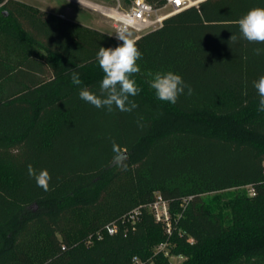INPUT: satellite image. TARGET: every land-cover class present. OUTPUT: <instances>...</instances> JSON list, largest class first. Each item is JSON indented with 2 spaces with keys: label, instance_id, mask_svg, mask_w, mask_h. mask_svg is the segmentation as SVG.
Masks as SVG:
<instances>
[{
  "label": "trees",
  "instance_id": "1",
  "mask_svg": "<svg viewBox=\"0 0 264 264\" xmlns=\"http://www.w3.org/2000/svg\"><path fill=\"white\" fill-rule=\"evenodd\" d=\"M255 7L264 0H203L138 37V107L108 112L79 91L100 95L99 48L122 42L0 0V167L13 178L0 182V264H132L166 241L177 264H264V112L253 86L264 44L238 27ZM167 71L185 85L175 104L149 86ZM28 165L47 170L48 191ZM156 194L170 205V236L147 208ZM136 207L131 228L122 217Z\"/></svg>",
  "mask_w": 264,
  "mask_h": 264
},
{
  "label": "clouds",
  "instance_id": "2",
  "mask_svg": "<svg viewBox=\"0 0 264 264\" xmlns=\"http://www.w3.org/2000/svg\"><path fill=\"white\" fill-rule=\"evenodd\" d=\"M80 5L83 0H79ZM240 35L250 43L264 44V8L255 7L250 9L238 20ZM116 38L122 43L115 48L100 47L96 59L103 77L100 82V95H96L87 88H81L79 97L81 100L93 105L96 108H105L108 112L113 106L121 112H131L138 105L129 100V97L139 94L141 89L132 78L140 71L137 61L142 54L137 47L136 39L132 38L127 26H120L116 30ZM237 36L232 34L230 41L235 42ZM257 54L260 49L255 50ZM71 82L74 85H81L82 81L78 73L71 74ZM149 86L155 91L159 101L175 104L184 92V81L179 74L172 71L157 72L150 80ZM254 88L259 96L260 112H264V75L254 81ZM191 89L189 88V94ZM28 173L34 177L37 186L44 191L49 190L50 174L47 170H40L39 173L28 165Z\"/></svg>",
  "mask_w": 264,
  "mask_h": 264
},
{
  "label": "built area",
  "instance_id": "3",
  "mask_svg": "<svg viewBox=\"0 0 264 264\" xmlns=\"http://www.w3.org/2000/svg\"><path fill=\"white\" fill-rule=\"evenodd\" d=\"M201 0H166L165 5L160 9H154L150 4L144 0H131L126 8L121 11L117 10H100V12L112 22L113 37L116 38V30L120 26H127L129 31L134 34L132 38L137 39L150 29H155L160 26L161 22L184 9L192 6H197ZM162 9H166L164 14H160ZM117 39V38H116ZM255 195L252 188H249V196ZM186 205V200H183ZM149 212L152 214L154 220L160 223L168 236L171 235V215L170 205L168 201L164 200L159 194H156L151 204L147 206ZM141 214V207H136L122 217L123 222H128L133 228L134 224L139 221ZM107 235H114L118 226L115 221L106 224L103 228ZM190 244L193 243L192 239H189ZM163 255L170 257L169 243L163 242L155 247L153 256L147 260H141L137 257H133L132 264H155L154 257L157 255Z\"/></svg>",
  "mask_w": 264,
  "mask_h": 264
},
{
  "label": "rangeland",
  "instance_id": "4",
  "mask_svg": "<svg viewBox=\"0 0 264 264\" xmlns=\"http://www.w3.org/2000/svg\"><path fill=\"white\" fill-rule=\"evenodd\" d=\"M24 3L32 8L49 12L55 17L67 19L80 25L98 30L113 37L112 22L107 19L100 10H117L121 11L129 4L128 0H83L80 5L79 0H16ZM203 1V0H202ZM166 9H162L159 13L164 14ZM153 30V29H150ZM148 30V31H150ZM147 31V32H148ZM132 37L134 34H132ZM13 178L8 171L0 167V182H10ZM217 195V194H212ZM228 207V205H227ZM153 241H159L161 234L157 231L150 233ZM171 264H177L183 261L181 256L169 257Z\"/></svg>",
  "mask_w": 264,
  "mask_h": 264
},
{
  "label": "snow or ice",
  "instance_id": "5",
  "mask_svg": "<svg viewBox=\"0 0 264 264\" xmlns=\"http://www.w3.org/2000/svg\"><path fill=\"white\" fill-rule=\"evenodd\" d=\"M177 3H179V0H177Z\"/></svg>",
  "mask_w": 264,
  "mask_h": 264
},
{
  "label": "water",
  "instance_id": "6",
  "mask_svg": "<svg viewBox=\"0 0 264 264\" xmlns=\"http://www.w3.org/2000/svg\"><path fill=\"white\" fill-rule=\"evenodd\" d=\"M201 1H202V0H201ZM201 1H200V2H201Z\"/></svg>",
  "mask_w": 264,
  "mask_h": 264
}]
</instances>
